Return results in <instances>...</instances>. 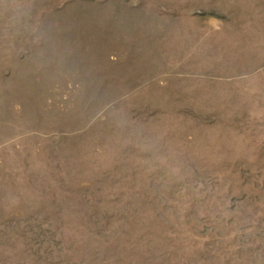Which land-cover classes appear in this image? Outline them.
Here are the masks:
<instances>
[{"label":"rangeland","instance_id":"374dc122","mask_svg":"<svg viewBox=\"0 0 264 264\" xmlns=\"http://www.w3.org/2000/svg\"><path fill=\"white\" fill-rule=\"evenodd\" d=\"M0 264H264V0H0Z\"/></svg>","mask_w":264,"mask_h":264}]
</instances>
